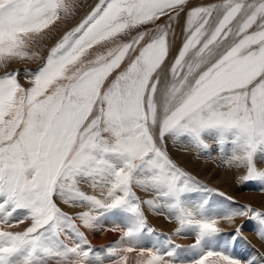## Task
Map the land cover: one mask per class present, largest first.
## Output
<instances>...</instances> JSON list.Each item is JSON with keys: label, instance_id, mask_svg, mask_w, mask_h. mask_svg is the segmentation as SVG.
I'll use <instances>...</instances> for the list:
<instances>
[{"label": "snow or ice", "instance_id": "1", "mask_svg": "<svg viewBox=\"0 0 264 264\" xmlns=\"http://www.w3.org/2000/svg\"><path fill=\"white\" fill-rule=\"evenodd\" d=\"M188 2L100 0L50 49L31 87L19 72L0 76V264H128L130 253L136 264H185L182 253L188 264H264L259 249L242 260L213 247L221 221L244 218L264 248V206L227 197L234 207L213 209L217 190L166 147L187 140L208 149L213 140L226 167L244 170L240 182L264 184V0ZM186 9L185 39L169 60L173 21ZM73 12V0H0V66L31 59L33 43ZM61 204L84 210L70 215ZM145 205L166 210L172 235L192 243L157 234V245L142 247L156 234ZM109 219L119 240L94 248L82 229ZM241 227L231 239L246 240Z\"/></svg>", "mask_w": 264, "mask_h": 264}, {"label": "bare ground", "instance_id": "2", "mask_svg": "<svg viewBox=\"0 0 264 264\" xmlns=\"http://www.w3.org/2000/svg\"><path fill=\"white\" fill-rule=\"evenodd\" d=\"M213 2H215V0H206L205 2H201L198 6ZM186 14L187 11L181 13V18L186 17ZM174 49L176 50V48ZM207 143L210 147L208 149H202L187 140H168L166 142V147L170 157L178 166L190 172L208 188L216 189L217 193H224V196H220L217 193L208 195L209 206L213 209L218 212H223L234 207L235 205L229 201L227 197H231L238 205L251 204L256 208L264 206V184L259 181L240 182L238 178L244 175V170L235 167H226L223 163V153L217 150L216 143L213 140H208ZM81 187L82 190L92 194V189L89 186L82 184ZM137 194L145 200L151 198L150 194L140 190H137ZM204 195L206 194L195 193L192 199L199 200ZM61 207L70 215H75L77 212L84 210L79 207L74 208L63 204H61ZM144 210L148 218V223L151 227L156 229V234L146 235L141 242L142 247L150 248L153 245H157V234H160V240H163L164 236H170L176 244L185 247L192 243L191 236L184 238L182 236L177 237L172 235L176 224L175 221H169L166 210L156 211L149 208L147 205L144 206ZM77 223L79 224L80 222L77 221ZM115 223V221L109 219L105 221L103 229H96L94 231L82 229V231H85L93 247L99 249L113 245L119 240L120 233L110 230L114 227ZM25 224H27V221ZM240 226H243L241 227V234L246 240L231 239V234ZM220 227L223 229V233L217 238V243L213 246L215 250L226 251L228 254L242 260L256 255V249L264 251V248H261V241L256 236L253 226L249 224L246 219L237 218L234 223L221 221ZM128 255V264H136V260L138 259L137 254L130 253ZM190 255V253L181 254V259L184 260L185 264H188Z\"/></svg>", "mask_w": 264, "mask_h": 264}, {"label": "rangeland", "instance_id": "3", "mask_svg": "<svg viewBox=\"0 0 264 264\" xmlns=\"http://www.w3.org/2000/svg\"><path fill=\"white\" fill-rule=\"evenodd\" d=\"M205 1L206 0H189L188 8L198 7L201 2ZM99 2L100 0H73V14L67 19H61L60 21H57L52 26L51 30L48 31L42 39H38L36 42L33 43V45L29 49L32 58H25L11 62L7 66H0V76L4 75L6 72H19L18 79L20 83L25 88L31 87V74L35 73L40 67L43 66L50 49L62 38V36L66 32L70 31L72 28L77 26L84 18H86L87 15L91 12V10ZM182 18L181 16H179L178 20H175L173 23V32L175 35L172 52L174 54L172 53L169 60L172 59L171 57L175 55V51L182 45V42L185 39V27L187 17ZM166 19L167 17H164L160 22L162 23ZM141 30H143V28L134 29L125 35L117 37L116 40L113 42H106L105 44L97 45L93 49L89 50V53L86 54V58H94L97 53L106 52L109 47H115L116 44L128 42L133 36L137 34L138 31ZM174 48H176V50ZM83 185L88 186L87 184ZM24 226H26V224L20 225L19 227L23 228Z\"/></svg>", "mask_w": 264, "mask_h": 264}]
</instances>
